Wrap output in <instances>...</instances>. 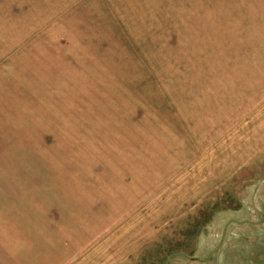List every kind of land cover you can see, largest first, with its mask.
I'll use <instances>...</instances> for the list:
<instances>
[{
	"label": "rangeland",
	"instance_id": "1",
	"mask_svg": "<svg viewBox=\"0 0 264 264\" xmlns=\"http://www.w3.org/2000/svg\"><path fill=\"white\" fill-rule=\"evenodd\" d=\"M0 264H264V0H0Z\"/></svg>",
	"mask_w": 264,
	"mask_h": 264
},
{
	"label": "bare ground",
	"instance_id": "2",
	"mask_svg": "<svg viewBox=\"0 0 264 264\" xmlns=\"http://www.w3.org/2000/svg\"><path fill=\"white\" fill-rule=\"evenodd\" d=\"M166 81V80H165ZM142 127V126H141Z\"/></svg>",
	"mask_w": 264,
	"mask_h": 264
}]
</instances>
